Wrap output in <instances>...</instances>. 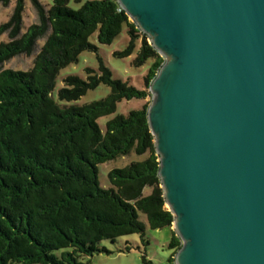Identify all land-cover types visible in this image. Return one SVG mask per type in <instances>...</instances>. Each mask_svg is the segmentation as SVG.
I'll return each instance as SVG.
<instances>
[{"label": "trees", "instance_id": "trees-1", "mask_svg": "<svg viewBox=\"0 0 264 264\" xmlns=\"http://www.w3.org/2000/svg\"><path fill=\"white\" fill-rule=\"evenodd\" d=\"M31 2L36 22L25 31L24 0H16L10 19L0 25L8 36L0 42V64L35 53L25 70L0 69V264H88L84 257L106 251L101 240L133 233L148 244L141 213L151 229H171L168 264L173 262L182 240L163 195L150 102L117 114L104 130L98 122L123 99H146L165 57L117 0H86L78 8L69 0H53L50 7ZM124 26L130 41L117 55H131L140 40L133 64L151 60L143 87L113 78L101 63L99 72L87 68V80L68 75L55 98L59 71L82 51L97 49L90 36L96 32L100 43H111ZM100 83L110 87L106 97L72 103ZM132 151L146 157L111 169L109 186H103L98 165ZM143 260L152 264L145 255Z\"/></svg>", "mask_w": 264, "mask_h": 264}, {"label": "water", "instance_id": "water-1", "mask_svg": "<svg viewBox=\"0 0 264 264\" xmlns=\"http://www.w3.org/2000/svg\"><path fill=\"white\" fill-rule=\"evenodd\" d=\"M165 62L149 90L177 264H264V0H117Z\"/></svg>", "mask_w": 264, "mask_h": 264}, {"label": "rangeland", "instance_id": "rangeland-1", "mask_svg": "<svg viewBox=\"0 0 264 264\" xmlns=\"http://www.w3.org/2000/svg\"><path fill=\"white\" fill-rule=\"evenodd\" d=\"M47 7H50L53 0H40ZM86 0H69V5L73 8L80 7ZM23 10V31L28 26L36 22V14L31 0H24ZM16 0H10L7 5L0 2V25L10 19L14 11ZM148 36V35H147ZM90 41L97 47L96 50L82 51L76 62L62 68L56 78L53 95L57 98L60 88L65 86L64 79L68 75H77L82 79H88L87 68L94 69L99 72L100 65L103 63L108 67L115 79L127 81L138 88H142L143 77L147 73L151 60L147 61L143 66H135L133 60L137 54V50L141 45V41L136 42V48L131 55L119 56L117 52L124 51L130 41L128 27L124 26L121 33L111 43H100L95 32L90 36ZM8 40L7 32L0 33V42ZM150 41V37L148 36ZM44 39L38 41L37 49L42 45ZM35 53L31 55L21 54L15 56L0 64L2 68L27 69L32 65ZM110 93V87L105 83H100L96 88L89 89L78 100L72 103L84 104L94 100L106 97ZM148 101L151 104L152 95L146 99L133 98L130 100L123 99L117 103L116 110L108 115L101 116L98 119L99 125L104 130L106 122L117 114H127L131 109H139ZM149 104V105H150ZM146 155H137L134 151L129 154L119 156L115 159L105 161L98 165V177L101 184L105 187L109 186L108 172L115 167H124L133 160H142ZM151 192L150 187L145 188V194ZM167 206V205H166ZM140 219L146 223L145 238L148 244L143 243L142 237L138 233L127 234L117 237L114 241L111 239H103L99 242V247L106 251L96 252L92 256L84 257L83 261L88 264H146L143 256H146L152 264H168V258L174 251L168 247V241L171 236V229L164 227L161 229H151L147 224L144 214H140ZM128 247H130L128 249Z\"/></svg>", "mask_w": 264, "mask_h": 264}, {"label": "built area", "instance_id": "built-area-1", "mask_svg": "<svg viewBox=\"0 0 264 264\" xmlns=\"http://www.w3.org/2000/svg\"><path fill=\"white\" fill-rule=\"evenodd\" d=\"M169 264H177V263H176V260H174L173 262H171V263H169Z\"/></svg>", "mask_w": 264, "mask_h": 264}]
</instances>
